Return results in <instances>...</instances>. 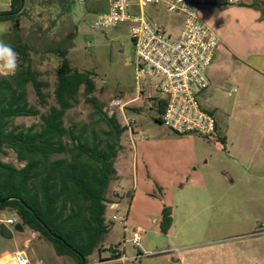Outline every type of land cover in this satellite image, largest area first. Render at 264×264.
<instances>
[{"label":"rangeland","instance_id":"1","mask_svg":"<svg viewBox=\"0 0 264 264\" xmlns=\"http://www.w3.org/2000/svg\"><path fill=\"white\" fill-rule=\"evenodd\" d=\"M7 1L0 0V14ZM33 2L37 7L19 16L18 31L12 23H0V39L25 45L31 68L39 69V80L48 83L47 107L37 105L30 85L29 105L41 113L54 105L60 62L55 50L60 49L67 51L72 68L93 74L92 97L102 112L115 116L121 127H126L125 119L135 121L137 134L131 139L124 132L120 137L116 175L106 190L109 203L117 205L107 207L105 223L110 229L100 251L88 258L89 264L110 261L115 249L128 259L123 264H264V81L237 60L249 36L244 22H253L255 7L250 13L228 12L229 6L208 7L213 10L207 13V6L194 10L218 42L206 70L210 86L198 100L213 113L223 143L198 135H174L158 123L156 105L151 106L147 96H159L147 87L148 81L142 82L144 102L128 103L136 88L130 24L94 25L96 16L107 10L108 0ZM145 13L163 24L172 39L178 37L182 16L167 13L163 4L148 7ZM115 102L125 104L122 111L113 106ZM65 121L87 124L99 135L108 130L82 96ZM37 122L33 117L13 121L27 127ZM0 160L21 165L10 150H4ZM165 208L171 222L162 229ZM113 216L118 221H112ZM5 219L20 224L13 212L0 211V225ZM9 228L13 239L0 237V264L15 251L23 252L32 264H74L70 258L57 257L50 243L27 227L22 233ZM132 229L141 234L138 247L132 243Z\"/></svg>","mask_w":264,"mask_h":264},{"label":"trees","instance_id":"2","mask_svg":"<svg viewBox=\"0 0 264 264\" xmlns=\"http://www.w3.org/2000/svg\"><path fill=\"white\" fill-rule=\"evenodd\" d=\"M21 1L11 0V6L17 8ZM20 15L0 14V23H12V29L18 31ZM11 45L19 55L20 69L13 77H0V154L12 151L21 165L0 160V211L13 212L22 228L50 243L57 257L89 264L88 258L100 249L110 229L105 213L112 203L106 190L116 175L114 163L126 128L115 116L102 112L92 97L93 74L72 68L66 50H56L60 62L55 72L54 105L44 113L29 105L28 85L37 105L47 107L44 91L48 83L39 80V72L31 68L27 47ZM80 96L107 127L102 135L87 124H66V115L76 108ZM157 107L159 115L164 102ZM20 117L38 118V122L28 127L14 124ZM170 222L165 208L161 228Z\"/></svg>","mask_w":264,"mask_h":264},{"label":"built area","instance_id":"3","mask_svg":"<svg viewBox=\"0 0 264 264\" xmlns=\"http://www.w3.org/2000/svg\"><path fill=\"white\" fill-rule=\"evenodd\" d=\"M84 3L85 0H78ZM242 0H108L107 10L96 16L97 27H116L121 23L130 24V36L134 49V97L128 102H142L144 90L142 82L154 89L162 98L164 107L158 115L162 126L174 135H198L213 140L217 137L214 117L205 111L198 97L210 86L206 70L210 67L217 39L197 17L195 8L206 6H236ZM163 4L167 13L182 16V26L176 39L168 35L163 24L154 22L146 16L148 7ZM155 79L154 84L151 80ZM114 107L124 108L125 104L115 102ZM112 116V115H110ZM126 128L135 121L125 119ZM111 206V205H110ZM115 209L116 205L111 206ZM112 221H118L117 216ZM9 228L17 224L16 219H5ZM123 226L125 219L119 220ZM132 243L138 247L140 232L131 230ZM112 259L98 261L96 264L120 263L128 261L119 250L112 252ZM136 260V259H134ZM1 264H31L21 251L6 256Z\"/></svg>","mask_w":264,"mask_h":264},{"label":"crops","instance_id":"4","mask_svg":"<svg viewBox=\"0 0 264 264\" xmlns=\"http://www.w3.org/2000/svg\"><path fill=\"white\" fill-rule=\"evenodd\" d=\"M11 3H12L11 0H8L7 3L5 2L6 10L4 13H1V14L11 13V12L14 14H24V13H28L27 12L28 10L35 9L37 7V4L33 2V0H22L19 6H17V8L16 7L13 8L11 6ZM208 7H213V6H207V8ZM229 7L230 8H228L226 11L239 12V13H244L247 11H249L250 13L254 11V7H255L256 11L252 12L254 13V20H253L254 26H250V23L252 21L244 22L246 23V26L244 29H246V32L249 34V36L248 38H245L246 44L244 45L243 43L244 48L241 51L242 57H239L237 60L238 62H240L242 66H246L247 69L255 72V78H258L259 80L264 81V0H242L240 5L229 6ZM210 10H213V8L205 9L204 12L207 13V12H210ZM221 37H225V36H221ZM36 71L39 72V74L41 73L39 69ZM262 90L264 91V89ZM157 95L159 97H151L149 94V96H147V99L151 101L150 105L152 106V104H155L158 110L157 105L159 102H162V98L159 94ZM143 102H144V99L140 104H142ZM210 114L212 115L213 113L211 112ZM131 129L132 131H129L128 128H126L125 132L128 133L129 137L132 139L134 134H137V133H135V129L133 126L131 127ZM216 129H217V137L214 138L213 140L215 141L224 140V138L221 137L220 134L218 133L217 126H216ZM225 141L226 140H224L223 143ZM113 205H117V204L112 203L111 206ZM36 264H39V263H36Z\"/></svg>","mask_w":264,"mask_h":264},{"label":"clouds","instance_id":"5","mask_svg":"<svg viewBox=\"0 0 264 264\" xmlns=\"http://www.w3.org/2000/svg\"><path fill=\"white\" fill-rule=\"evenodd\" d=\"M20 69L18 53L10 43L0 39V76L13 77Z\"/></svg>","mask_w":264,"mask_h":264},{"label":"water","instance_id":"6","mask_svg":"<svg viewBox=\"0 0 264 264\" xmlns=\"http://www.w3.org/2000/svg\"><path fill=\"white\" fill-rule=\"evenodd\" d=\"M14 230L16 232L22 233L23 232V228L21 227L20 224H16L14 226ZM0 237L4 238L5 240H11L13 239V233L10 230V228H8L5 224H1L0 225ZM84 264V263H82Z\"/></svg>","mask_w":264,"mask_h":264}]
</instances>
